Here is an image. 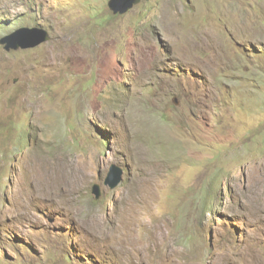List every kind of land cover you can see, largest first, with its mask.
<instances>
[{"label": "rangeland", "instance_id": "374dc122", "mask_svg": "<svg viewBox=\"0 0 264 264\" xmlns=\"http://www.w3.org/2000/svg\"><path fill=\"white\" fill-rule=\"evenodd\" d=\"M108 1L0 0V264H264V0Z\"/></svg>", "mask_w": 264, "mask_h": 264}, {"label": "water", "instance_id": "95a60500", "mask_svg": "<svg viewBox=\"0 0 264 264\" xmlns=\"http://www.w3.org/2000/svg\"><path fill=\"white\" fill-rule=\"evenodd\" d=\"M141 0H109L108 7L113 13L123 14L137 5ZM49 40V33L43 28H19L0 39V44L4 45L6 51L32 48ZM122 178V169L111 166L109 173L104 181L105 185L113 188ZM92 194L98 198L100 196V186L93 184Z\"/></svg>", "mask_w": 264, "mask_h": 264}, {"label": "bare ground", "instance_id": "6f19581e", "mask_svg": "<svg viewBox=\"0 0 264 264\" xmlns=\"http://www.w3.org/2000/svg\"><path fill=\"white\" fill-rule=\"evenodd\" d=\"M82 58V57H81ZM243 255H244V259H243V263L244 264H259V262H258V257H257V259L255 258V256H250V255H248V252H247V250H245L244 252H243ZM254 257V258H253ZM253 258V259H252Z\"/></svg>", "mask_w": 264, "mask_h": 264}]
</instances>
